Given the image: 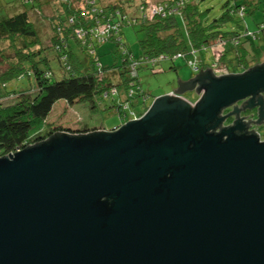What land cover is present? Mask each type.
<instances>
[{
  "label": "water",
  "instance_id": "water-1",
  "mask_svg": "<svg viewBox=\"0 0 264 264\" xmlns=\"http://www.w3.org/2000/svg\"><path fill=\"white\" fill-rule=\"evenodd\" d=\"M206 79L194 107L0 158V264H264V143L206 127L264 65Z\"/></svg>",
  "mask_w": 264,
  "mask_h": 264
},
{
  "label": "trees",
  "instance_id": "trees-1",
  "mask_svg": "<svg viewBox=\"0 0 264 264\" xmlns=\"http://www.w3.org/2000/svg\"><path fill=\"white\" fill-rule=\"evenodd\" d=\"M258 1L246 0V3L254 6ZM48 3L56 9L48 20L53 26L54 36L49 38L45 47L41 42L40 28L31 21V12L42 15L41 6ZM143 4L149 6L148 3ZM17 5L21 8L10 15V9H17ZM156 6H161L163 11L148 19L139 10L143 6L137 7L135 13L121 12L120 6L105 7L99 0L0 1V43L11 42L13 50V57L0 53V158L8 157L18 149L22 151L39 146L64 132L74 135L102 130L79 128L76 124L65 127L51 124L48 120L59 102L72 106L103 92H106L105 97L119 93L110 82H113L111 74H117L116 70L121 67L97 68L98 60L94 59L86 68L71 49L70 39L84 52L93 53L98 44L107 41L115 42L118 52L123 51L124 70L118 72L122 79L125 77L123 82L127 91L125 102L118 106L121 119H126L123 123L129 118L126 114L122 116V107L128 106L129 99L136 96L133 94L130 98L129 95L133 65L138 75L139 68L153 66L151 61L154 59L160 62L162 56L169 60L183 57L197 71L202 64L196 61L195 52L203 53L213 44L226 50L227 42L235 50L231 51L235 53V63L233 59L224 57L228 65H232V72L250 64V44L246 47L241 42L242 37L248 36L225 30L233 23L242 28L239 21L234 20L245 18L247 6L226 3V12L213 21L208 20L205 12L199 11V2L194 0H164ZM179 18L184 21V31ZM41 20L44 22L43 16ZM134 26L144 34L140 40L142 54L139 59H135L124 40V30ZM250 38L245 41L252 43ZM237 40L240 45L234 43ZM3 64L7 67L4 68ZM136 80V93L139 94L137 88L141 86L138 77ZM76 121L81 122L80 118Z\"/></svg>",
  "mask_w": 264,
  "mask_h": 264
},
{
  "label": "rangeland",
  "instance_id": "rangeland-1",
  "mask_svg": "<svg viewBox=\"0 0 264 264\" xmlns=\"http://www.w3.org/2000/svg\"><path fill=\"white\" fill-rule=\"evenodd\" d=\"M3 2H8L10 0H0ZM46 2L47 0H42ZM102 5L105 7L108 6H120V11L125 12L129 11L135 13L137 7L143 6L139 10L146 15H149L150 8L149 6H144V2L150 5L156 6L158 3H162L164 0H99ZM199 2V11L205 12L208 20L213 21L214 19L219 18L224 12H226L227 7L225 4L229 3L230 6L242 5L247 6L246 16L243 20H238L235 18L234 21H239L242 28L238 27L237 23L229 24L226 29L238 32L239 34H257L258 39H253L256 46H261L260 50H264V24L259 26V23L264 20V0H259L258 3L254 6L250 3H246V0H194ZM18 8L13 10L10 9L8 12L10 15L16 13L21 6L17 5ZM56 6H49L48 4H43L41 6L42 15L31 12V21L34 25H37L40 28V34L42 35V44L43 46H48L49 38L54 36L53 26L48 23V20L51 19L55 12ZM165 12L162 13V16ZM151 15V14H150ZM42 16L44 22H42ZM237 17V16H235ZM238 18V17H237ZM180 20V27L184 31L185 25L184 21ZM138 26L128 27L124 30V40L127 44L129 50L133 52L135 59H139L142 54L140 48V40L144 38V34L138 30ZM225 29V30H226ZM244 40L242 38L241 42ZM69 45L77 58L83 62V65L87 68L90 66V62L94 59L98 60L97 68L101 67H121L118 68L119 71H123L124 67V53L122 50H117L116 43L113 41H107L102 44H98L95 47V52L91 53L84 52L78 46V44L70 39ZM231 43L227 42L225 45L226 50L231 49ZM12 43L9 41L0 43V53L4 52L9 57H13ZM194 57L196 61L206 60L208 64L213 63L215 59L211 57V52L209 50L204 51L203 53L195 52ZM229 58V57H228ZM0 62H2L0 57ZM251 65H255L254 60H250ZM3 67L7 66L3 64ZM117 74H111V79L113 82H110L111 85L117 87L119 93L112 94L114 96L105 97V93L96 94L94 97L89 99H82L72 106H68L65 102H59L55 105L53 113L49 117V122L59 124L61 126H73L74 124L79 125V128L87 127L89 129L97 128L103 130H111L113 128L119 127L123 124L126 119H121L118 112V106L125 102V95L127 93L126 86L123 82L125 77H120L119 71ZM198 73L188 64V59L186 60L183 57L176 58L174 60L162 59L154 67L143 65L138 70V79L141 86V92L129 99V105L124 109L122 107V116L125 114L127 118H130L131 112L140 115L146 109L150 108L153 104L155 98L162 97L176 89L175 82L179 79L190 80L194 75ZM127 79V78H126ZM146 97V99H144ZM187 99L191 102H194L198 99L196 94L189 93ZM66 115V116H65ZM80 118L81 122L76 123L77 119Z\"/></svg>",
  "mask_w": 264,
  "mask_h": 264
},
{
  "label": "flooded vegetation",
  "instance_id": "flooded-vegetation-1",
  "mask_svg": "<svg viewBox=\"0 0 264 264\" xmlns=\"http://www.w3.org/2000/svg\"><path fill=\"white\" fill-rule=\"evenodd\" d=\"M261 24H264V20L259 23V26ZM262 29L264 28H260V30ZM260 32L262 33L263 31ZM260 32L253 33L251 35L248 33L244 36H248L247 38L251 37L255 40L258 38L254 34H259ZM247 38H244L242 43L243 45L245 44L246 47L248 43L250 44L248 50L251 53V59L253 58L252 60H254L256 63L255 65L247 64V67H243L240 71H235L234 73L232 72V65H228L226 58H224L225 56H227V58L229 57L228 59H235V53L231 52L235 51L233 47L230 51L225 49L220 50L215 47L216 44H213L207 50L211 52V57H213L215 59V62L217 63L208 64L205 59L199 60L202 65L201 68L197 71L198 74L196 76L194 75L188 81L182 79L177 80L175 82L176 89L172 91L173 93H175V95L169 96L167 101L171 103L186 101L189 102L192 107H194L198 104L199 101L202 100L200 99V95H198L197 93H203L205 85L207 83L206 78L208 75L210 76V73L214 78L228 76L231 77L234 75L244 74L245 72L250 71L251 69L258 66H263L264 50L261 51V46H256L254 44V40H252L251 38L250 39L253 45L249 41H245L248 40ZM234 43L237 45L241 44L238 40ZM189 93L196 94L198 96V99L194 102H191L187 99V95H189ZM140 118L141 116L132 117L131 119L129 118L127 122L138 120ZM206 127H215L213 130L209 131L210 133L220 134L221 132H225L223 140H226L229 137L228 133H230L236 136H256L261 143H264V90L258 91L256 95L236 101L235 103L222 108L219 112V120L207 124Z\"/></svg>",
  "mask_w": 264,
  "mask_h": 264
},
{
  "label": "clouds",
  "instance_id": "clouds-1",
  "mask_svg": "<svg viewBox=\"0 0 264 264\" xmlns=\"http://www.w3.org/2000/svg\"><path fill=\"white\" fill-rule=\"evenodd\" d=\"M149 5V7H152L153 5H150V4H148ZM148 19H153V16L152 17H147ZM217 49H220V47H218ZM221 50V49H220ZM162 59H167V58H165L164 56H162L161 58H160V60H162ZM199 61V60H198ZM193 62V61H192ZM200 62V61H199ZM214 64L215 63H217V62H213ZM158 64V61L156 62V63H154L153 64V66L152 67H154V66H156ZM200 64H201V62H200ZM214 66V65H213ZM135 65H133V71H134V76L132 75V80H131V82L129 83V90H130V92H129V95H130V98L132 97V95L133 94H136V96L138 95V93H136V87H135V84L137 83V80H136V78L138 77V75H137V71L135 70ZM199 70V68H197V71ZM132 71V72H133ZM137 89H139L140 90V92H141V88H137ZM113 92H115V90H113ZM171 94H173V95H175V93H170V94H167V95H171ZM163 96H165V95H163ZM144 99H146V97H144ZM156 99V98H155ZM127 106H125L124 107V109L126 108ZM149 109V108H148ZM147 109V110H148ZM147 110H146V112H147ZM145 114V113H144ZM138 115L137 114H135L134 112H131V116H130V119L132 118V117H137ZM141 117L143 116V115H140ZM124 124H126V123H123L121 126H123ZM121 126H119V127H121ZM103 130V129H102ZM112 130V129H111ZM91 132H93V131H88L87 133H91ZM96 132V131H95ZM19 151H21V150H19L18 149V151L17 152H19ZM16 152V153H17ZM11 155H14L13 153L11 154ZM9 157V156H8Z\"/></svg>",
  "mask_w": 264,
  "mask_h": 264
},
{
  "label": "built area",
  "instance_id": "built-area-1",
  "mask_svg": "<svg viewBox=\"0 0 264 264\" xmlns=\"http://www.w3.org/2000/svg\"><path fill=\"white\" fill-rule=\"evenodd\" d=\"M150 8V14L149 15H146V14H144V16L145 17H152V16H154V15H156V14H160L162 11H163V8L161 7V6H152V7H149ZM153 64L154 63H156L157 62V60H152L151 61ZM134 71L132 72V75L134 76Z\"/></svg>",
  "mask_w": 264,
  "mask_h": 264
}]
</instances>
